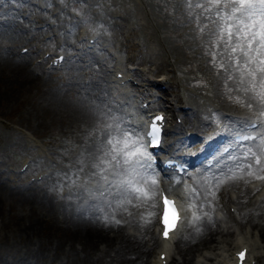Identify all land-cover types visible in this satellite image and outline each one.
<instances>
[{"label": "rangeland", "instance_id": "1", "mask_svg": "<svg viewBox=\"0 0 264 264\" xmlns=\"http://www.w3.org/2000/svg\"><path fill=\"white\" fill-rule=\"evenodd\" d=\"M192 1L193 0H185L186 12L188 11L187 2L194 4ZM42 4L43 5L40 7L36 6L35 9L39 14L44 16L45 21H47L46 26H52L51 30L48 32H52V36L55 39L56 35H62L71 40L75 37L77 28L81 25H85L87 29L100 28L103 34L110 35L109 40H119L122 38L121 35H123L126 41V36L128 34H133V27L128 26L129 32L119 30L124 28L127 19L134 21L136 30L138 31L136 35L142 34L145 36L151 33L155 37L153 40L157 45V52L154 54V57L161 65V70L169 72V70H171L169 66H173L177 71L174 77L179 84V87H177L178 90L184 94L185 98H187V95H190L192 98L196 99V97L203 95V104L204 106L206 105V107L211 106L213 102L218 103L213 98V93L209 89V86L212 87V82L208 86V79L210 78L211 80L214 75L212 72L215 70L216 72L221 71L222 75L226 74L227 77L222 82L224 94L228 97L230 96L229 98H232L234 101L239 102L240 106V100L245 99L242 95L249 91L253 92L255 86L253 85V88H250V90L240 92L235 86L234 76L238 74L242 75L240 72L242 71L249 74L250 78H252V73L248 72L250 69L248 71L246 69L249 64L254 65L255 69H264V18L258 15L250 17L237 16L235 12L237 9L241 8L239 0H235V2L234 0H219V3H217L216 0H198L190 9L192 13L190 19H182V16L179 15L178 20L173 11L175 5L181 9V3L178 0H43ZM114 4H121V7L125 11L124 16L119 17L113 13V10L108 11L106 6ZM20 7L21 6L17 5V2H10V0L6 2L5 0H1L0 8L3 9V12H0V21L1 25H4L2 26L4 30L0 38L8 37L12 29H17L20 25L28 32L37 31L38 33L41 29V27H38L36 30V28H33L37 27L35 24L32 26L30 22L25 21L26 16L18 11ZM250 9H256V7ZM194 10L197 11L195 15L193 14ZM76 13L78 15H76ZM224 13L228 15L222 17L220 14ZM29 15L31 16V13H29ZM260 15L264 16V13L261 12ZM73 17L78 18V20L73 19ZM117 22L121 23V25H117ZM180 25L181 27H178ZM229 27L231 28V36H229ZM55 29L58 30L57 33H55ZM55 39H52V41L49 40L48 43H54ZM136 39L140 40L143 44L142 37H136ZM4 42L6 43V41ZM2 44L4 43L0 41V51L2 48H5L4 46L2 47ZM125 44L128 46L129 42L126 41ZM169 46H171L173 50L172 52L166 53L165 50ZM149 48V42L145 47H139V49L142 50L143 57L152 56V52L151 55H147L146 50H149ZM179 48L180 51H178ZM233 49H235V51H233ZM1 60L2 62H6L2 57ZM207 64L211 66L210 70L212 71L209 72L207 70ZM64 65L66 66L67 64ZM64 65L63 68L65 67ZM258 72L264 73V71L259 70ZM17 75L16 70L12 72L8 69H0V181L3 182L4 185L7 184V187H12L19 191L34 188L36 191L42 192L40 187H37V183L33 185H30V183L26 181L17 183L8 176L11 171L6 163L10 160L14 162L16 158H19L12 154V147L14 145L24 148L26 153L23 156L36 153L35 148L25 147L29 142L20 134L18 129L19 125L43 137L45 145L52 149L48 157L52 160L63 161L65 163L66 167L61 170L54 167L53 165L55 164H50L51 173L43 177L47 178L48 186L46 187L50 194L46 193L52 200V207L49 209V212L44 205L34 207L35 212L40 216V220L41 218L46 219L40 232H45L44 235L48 238L47 244L49 245L51 244V242H49L51 238L54 240L56 238L62 239V235L64 236V233H66L63 232V227L58 229V225L61 223L62 226H65L66 221L63 218L65 216V213H63L64 205L55 199V194L56 198H62L63 200L73 194L74 191H82V189L75 187L74 184H77L80 180L84 182L83 175L89 177L94 176L100 173L99 170L105 168L110 161L116 160L111 152L109 154L107 153L109 156L107 155L106 157L96 155L94 157L96 159L89 162V164L83 163L84 159L82 160V158L84 155L83 153L76 154L79 150L72 145L74 143L72 140L79 141V139H83V141L87 143V146L88 144L89 146H94V136L96 137L95 130H92V133L87 130L90 123L84 120L81 115H79V117L73 114L70 115L64 110H58L54 108V106H50V104L46 102V97H44L41 92L43 89L39 84L31 85L23 80H19ZM224 86L226 87L224 88ZM174 92L182 98L181 93L177 91ZM191 92L192 94H190ZM258 93L263 95L264 89H261ZM248 96H250V93ZM255 108L258 109L259 107L252 104L251 115H254L256 111ZM34 114H38L37 122L31 119ZM20 120L22 121L20 122ZM66 136L68 141L63 143L61 140ZM96 149H98V144L95 146V153ZM135 153L137 154L138 152L135 151ZM101 158H104L106 163H103ZM40 163V159L34 162V164L37 165ZM69 163L72 164L69 165ZM260 172L264 173V171ZM258 173L259 172L254 174V176ZM63 186L68 188L71 187L65 195L60 194ZM255 190L252 195H254ZM0 203L3 208L0 212V224L2 226H0V261L4 260L5 264H20L33 257L36 259L35 262L37 264L41 263L43 260H47V253L44 252L43 254V251L40 250L41 246L35 238L30 237L27 243L24 242V233L29 232V230L25 229L20 224L23 220L28 222V216L31 213L30 205L27 203L25 204V202L18 200L16 197L8 195H2L0 197ZM116 208L123 209H116L115 213L122 210H127L129 212L134 210L137 213H132L138 219L144 212L142 198L137 192L130 196L127 203L118 204ZM155 210L156 207L152 211V217L148 224L150 230L154 227L152 219L155 217ZM196 212L197 208L195 213ZM92 215H95V222L82 223L79 228L81 231L83 230L84 233L77 232L83 236L86 234L89 235V237L91 236L89 238L91 240L90 243L96 242V244L99 245L100 241L104 239L101 237L103 233L97 238L93 235H98L100 232L106 231L110 236L118 234V238L119 236H129L131 238L127 237V241H131L132 243L136 242L135 244L141 248V238L144 229L143 225L139 224L136 220L124 215L120 225L121 228L116 230L114 229L115 226L112 220L114 216L112 208H109L108 214L107 211L104 210L100 215ZM1 217L3 219H1ZM2 221L6 223H1ZM252 225L258 226L256 222H252ZM17 226L20 227L19 231L15 228ZM39 226L40 223L36 222L35 229ZM131 227L133 231H130ZM182 231L185 230L183 229ZM73 238L79 242L82 240L86 243L80 237ZM36 244L37 249L34 247ZM131 244L128 246V250L110 256L108 258V264H127L128 261L124 254L128 253L132 254L131 259H134V257L137 259V255L140 253L136 250V246L133 247ZM154 244L155 242L141 257L144 258ZM119 256L122 258L117 259ZM176 256H179L177 257L178 260L181 259L180 253L179 255L176 254ZM188 261H190V259Z\"/></svg>", "mask_w": 264, "mask_h": 264}, {"label": "bare ground", "instance_id": "2", "mask_svg": "<svg viewBox=\"0 0 264 264\" xmlns=\"http://www.w3.org/2000/svg\"><path fill=\"white\" fill-rule=\"evenodd\" d=\"M15 34H20L22 38L26 40V42L30 43L31 47L34 46L31 40V37L24 34L23 32L19 30H12L11 34L9 36L7 35L8 38L6 40L11 41L13 37L15 36ZM133 37L135 38V35ZM135 44L136 42L132 41L129 45H135ZM9 50L10 48H7L6 52L0 53V69H6V70L8 69L12 72L13 71L15 72L16 70L18 74L17 77L19 80H23L31 85L39 84L43 89L41 92L44 95V97L48 99L52 98L55 101H57V104L60 106H63L64 111H67L68 114L70 115L73 114L78 117L79 115H81L84 120L88 121L90 124L88 125L87 130L90 131V133H92L91 132L92 130H95V135L98 139V142H97L98 149H96V155L100 157L101 156L106 157L109 153L112 152L113 156L115 157L116 162L124 163L126 159L130 157L131 152H135L139 150L140 148H142L143 143L137 135L136 128H134L131 125L125 124L123 117H122V112L116 107H114L113 104L114 105L116 104L114 102L109 101L105 95L106 92H109L110 86H113V89L115 90L116 94L121 100L123 98H129L131 96V93H133V96L137 98L138 96L143 94L141 91L129 92L122 82H118V83L114 82V81H119V79H116L115 77H111L108 80V81H113V84L105 85L102 83L101 78H92V76L89 74L85 75V72H83L82 77H80V81L78 82V83H84V84H82L81 87H72L73 86V79H72L73 76L72 75L67 76L65 75V73H63L62 78H59L57 76H53L50 71L47 73L40 72V71L38 72L37 68H40V66H42L40 61H37L34 65H30L29 64L30 56L27 53L16 51L17 55L11 56L8 54ZM1 57L4 58L6 62H2ZM92 64H94V62ZM78 68H80V66L75 65L74 66L75 70L70 69L69 71L70 72L75 71L76 73L80 74V71L76 70ZM92 68L95 70L90 69V72H93V71L96 72V70H105L104 68L95 67L94 65ZM247 68L250 69V71L252 72L257 70L255 69L254 65H251V64H249ZM134 69L135 70H133L132 72H125L126 77H129L130 75H132V78L137 77V78L143 79L144 80L143 83L139 85L143 87L142 90H147V88H145L146 87L145 85L149 82L155 81L156 79L151 77L149 70L144 67L135 66ZM119 70L124 71L123 68H120ZM256 72L258 74V78H252L254 82L255 90L251 94L252 99H249V100H253L255 104L260 105L262 109H264V100L254 99L258 95V92L261 89H264V73L258 72V70ZM94 73H92V75ZM221 75H222V72L218 71L214 73V75L212 76L210 80V83L212 82L211 84L212 87L209 86V89L213 93V98L219 103L220 107L229 108L228 111L225 112L227 115H235L237 113H243V112L249 111L248 108L249 106H251V104H243V107H239L237 103L233 102V99L228 100L225 98V95L220 87ZM60 84H62V87H60ZM242 86H244V78L240 81L238 85V87H242ZM96 90H98V92L95 93ZM165 90L168 91L167 89ZM167 94H171V92L168 91ZM190 94H192V92ZM167 99L171 100V97L168 95ZM190 102L193 103V107L182 110L184 112L185 121L188 122V126L191 127V125L195 123V125L200 127L201 129L205 127L207 122L213 120L217 116L216 113L215 114L210 113L209 109H206V107H204L200 102H196L195 100L190 101ZM119 107H121L122 111L126 115H129V113L126 112V109L123 106H119ZM167 108L169 110L175 109L174 103L172 102L169 105H167ZM261 113L264 118V113L262 111ZM129 122H133V120ZM86 149L90 151L89 156L95 154V150H94L95 146H89L88 144ZM258 159L260 163H257ZM101 160L103 163H106V160L104 158H101ZM227 165H228L227 167L229 168L228 170L222 171L220 169L222 173L224 172L223 174H220L221 171L218 172L219 173L218 175L221 176L219 183L221 181L224 182V180L226 182L222 185L221 189L223 190V193L225 194L227 192V193H230L232 196L234 195L238 196L237 206H236L237 211L232 216L238 223L244 224V219L248 217V223L252 224V222H256L258 224V226L252 225V229H249L246 227L241 232H244L246 235H251L253 237L252 238L254 239L253 241L252 239L249 240V243L251 245V249L253 252L252 255L256 257V264H258V261L260 262V264H264V251L260 252L259 247L255 248L252 246L254 241L259 242V237H258L259 235L264 236V222H263L264 221V201L262 200V197H260L261 194L260 195L256 194L253 197L251 196V193L253 191V186H251L248 183L249 179L252 176H254V174L260 171H264V141L260 143L255 142V144L252 145L250 148L243 149L239 153L237 158L235 160H230ZM132 167L134 166H130V168ZM206 175H213V174L207 173ZM237 176H239L241 182L236 180ZM137 180H138V183L131 184L128 191L126 192L128 195L127 200L122 201L120 203H116V204L115 202L114 203L112 202V206L110 205L109 208H112V212L114 213V216L112 217L113 225L115 226L114 229L117 230L121 228L120 225L122 222V217L124 215L129 216V218L136 220L139 224L143 225L144 231L142 232L143 236L141 238V248H139V246L135 244L136 242L132 243L131 241H127L128 238H131L129 236H125V237L119 236L118 238V234H116L115 236H110L108 232L106 231L100 232L98 235H93L95 236V238H97V237H100V235L103 233L101 237L104 239L100 241L99 245L96 244V242L90 243L91 240L89 238L91 236L89 237V235L87 234L83 236L77 232L84 233L83 230L81 231L79 226L84 222L94 223L95 215H92L90 213L74 215L70 211L69 212L67 211L66 206L63 207V213H65V216L63 218L65 219L66 224L65 226H62L61 223L60 225H58V229L60 227H63L64 228L63 232H66L64 233V236L62 235L63 240L56 238L55 240L51 239L49 242L54 241L56 246L62 249L63 256L65 254H68L70 256L72 264H108L109 263L108 258L110 256H113L118 252H123L125 250H128V246L132 243L131 246L133 247L136 246V250L140 254L137 253L138 254L137 259L135 257L134 259H131L132 254L130 253L124 254L128 261L127 264H142L143 263L142 261L143 257H141L142 254L146 250H148V248H150V246L154 242L155 244L152 247L153 249L156 245L161 244L159 242L158 236L156 235V231H154L153 227L151 228V230L148 228L149 227L148 224L152 217L153 208L156 207L155 217H157L156 211L158 207L160 206V204L158 203V198L155 195V191L158 190L159 185H158V180L156 179V176L152 171L136 173L134 182H137ZM202 180H204V183H202L201 188H198L200 191V194L194 191L197 194L196 196L197 212L195 214H192V213H189L188 210L186 209L188 212L187 230L182 232L181 239L178 240V244H177V252L180 253L181 259L178 260L177 257L179 256H176V253L171 252L167 247H160L157 249L158 254H160L162 249H168L169 250L168 255H170L169 262H171L172 260L173 264H188L189 262L188 260L191 257V250L193 246L195 245H197V247L200 244L223 247L226 241H229L230 244L235 245L232 248H236V247L238 248L241 245H243L236 239V236L240 232L236 233L235 230L233 231V225L228 220H226V226H223V225H219L215 221L213 223H209L203 218H200V217H204L206 213H209L208 216L211 217V215L213 214L209 212L210 207L214 208V206H216L218 202L220 204V201L218 200L216 202H213L212 196H211L213 195L216 187L218 186V182L216 181V179H214L212 184L209 183L210 179L208 176H206ZM153 181H155V183H153ZM6 185L7 184L4 185V183L0 181V197L2 195L16 197L18 200L25 202V204L26 203L29 204L31 208L30 209L31 213L28 216V222L23 220L20 224L25 229L29 230V232L24 233V242L27 243L30 237L35 238L38 242H40V246H41L40 250L43 251V254L44 252L47 253V249L49 248V245L47 244L48 238H46V236L44 235L45 232L43 231L40 232L46 219L41 218L40 220V216L37 215L34 207L39 206V205L40 206L44 205L47 211L49 212V209L52 207L51 198L48 196L46 192L40 193L38 191H35L33 188L19 191L12 187H7ZM161 186L166 189L169 188V184L161 183ZM136 189H141L142 191H136ZM136 192L140 194L142 198L143 206H144V212L140 215L139 219L136 216H134L132 212H129L127 210H122V211H118L115 213L116 209H123V208H116V205L127 203L129 201L130 196ZM262 192H264V188ZM235 196L231 198L232 203H235ZM155 199H156V202H155ZM118 201H120V199ZM221 202L223 203L225 207V210H226L225 214L229 213L230 210L225 205V197L224 199H221ZM2 210L3 208L0 203V212ZM1 219L3 218L1 217ZM36 222H39L40 226L35 229ZM1 223H6V222L2 221ZM15 228L17 231L20 230L19 226ZM130 231H133L132 227ZM73 237H80L86 243H84L80 239L79 240L81 242H79L78 240H75ZM196 239H200V241L197 242ZM239 239H242V237H239ZM132 253H133V250H132ZM158 254L153 255V258L154 259L160 258ZM205 256L211 257V255L209 254L208 255L206 254ZM46 257H51V253L48 252ZM119 258H122V257L119 256L117 259ZM51 263H54V261H51ZM0 264H5V261L1 260ZM211 264H217V263L213 261Z\"/></svg>", "mask_w": 264, "mask_h": 264}, {"label": "snow or ice", "instance_id": "3", "mask_svg": "<svg viewBox=\"0 0 264 264\" xmlns=\"http://www.w3.org/2000/svg\"><path fill=\"white\" fill-rule=\"evenodd\" d=\"M217 3H219V0H216ZM235 2V0H234ZM239 3L241 4V8L237 9V11H242L245 6L252 7L254 3L259 4L262 13H264V0H239ZM231 28L229 27V36H231ZM235 51V49H233ZM261 71H264V69H261ZM157 119H161L160 117H157ZM111 143V142H110ZM132 155H136V153H133ZM257 163H260L259 159L257 160ZM264 179V177H261ZM155 183V181H153ZM223 183V181H221ZM136 191H142L141 189H136ZM146 195V193H145Z\"/></svg>", "mask_w": 264, "mask_h": 264}]
</instances>
